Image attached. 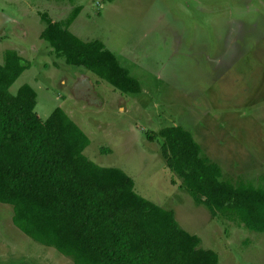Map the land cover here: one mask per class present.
<instances>
[{"label": "rangeland", "instance_id": "1", "mask_svg": "<svg viewBox=\"0 0 264 264\" xmlns=\"http://www.w3.org/2000/svg\"><path fill=\"white\" fill-rule=\"evenodd\" d=\"M75 5L80 9L68 29L83 40H101L137 79L139 91L120 92L50 51L28 54L30 64L9 90L52 58L63 62L66 70L51 78L41 73L36 114L44 118L62 107L89 138L83 153L121 168L137 193L171 208L198 245L217 252L218 264H264V231L212 216L194 202L165 166L156 134L179 124L200 154L218 163L220 178L264 185V0H0V60L13 40L28 48L35 38L45 44L38 37L39 12L64 19ZM61 70L68 82L60 86ZM10 215L11 206L0 202V264H73L25 235Z\"/></svg>", "mask_w": 264, "mask_h": 264}, {"label": "trees", "instance_id": "2", "mask_svg": "<svg viewBox=\"0 0 264 264\" xmlns=\"http://www.w3.org/2000/svg\"><path fill=\"white\" fill-rule=\"evenodd\" d=\"M79 9L75 5L57 20L39 12L38 36L64 63L83 67L120 92L137 93V79L101 40H83L68 29ZM25 67L13 48L3 50L0 202L11 206L13 225L73 264H218L217 252L198 245L199 237L178 224L171 208L137 193L121 168L83 153L89 138L62 107L40 118L31 85L9 90ZM156 134L165 166L194 202L212 216L264 231V185L220 178L218 163L201 155L199 143L179 124L163 125Z\"/></svg>", "mask_w": 264, "mask_h": 264}, {"label": "crops", "instance_id": "3", "mask_svg": "<svg viewBox=\"0 0 264 264\" xmlns=\"http://www.w3.org/2000/svg\"><path fill=\"white\" fill-rule=\"evenodd\" d=\"M43 26V25H42ZM42 28V27H41ZM40 28V29H41ZM1 32V31H0ZM27 33V31H22L20 32V35L19 36H25ZM18 35V34H17ZM39 37V36H38ZM40 38V37H39ZM42 39V38H41ZM43 42H45V44L43 43H40L38 42V40H36V38L34 39V41H31V45H30V48L26 47V46H23L21 42L19 41H11L12 44H14V50L22 56L23 58V61L25 62L26 64V67L30 64V59L28 58V54L30 55H33L36 56V57H43L42 54L44 53H47V54H51L50 52L51 51V46H49V44L44 40L42 39ZM39 46L42 47V50L39 49ZM5 49V47H3ZM2 48V49H3ZM3 49V50H4ZM50 51V52H49ZM60 57V56H59ZM2 61V59L0 60ZM63 62H57L55 58H52V60H50L49 62H46L43 64V67L40 69V71H38L36 73V75H31L30 80H26V81H23V82H26L28 83L29 85H31L33 87V89L35 90V104L34 106L37 104L38 100H37V92H36V88L38 87V85H40V82L41 81V73L43 72L44 75H49V78H51V76L56 72L58 71L59 69H65V67L62 65ZM25 67V68H26ZM77 67H81V66H77ZM83 68V67H82ZM66 70V69H65ZM75 72H77L76 70H73V72L71 74H74L75 75ZM60 75L58 76V80H57V83L61 86V83L62 81L66 78V82H68V79H67V76L68 74H65V72L63 70H61L60 72ZM67 73V71H66ZM78 74L80 72H77ZM82 75V74H81ZM38 76V77H37ZM72 79H74V77H72ZM98 82V81H97ZM111 85V84H110ZM42 87V86H41ZM70 91V90H69ZM66 92L68 93V91L66 90ZM103 90L100 88L99 86V92L98 94L101 96V94H103ZM131 94V93H130ZM70 98H72L71 96H68ZM105 99H106V95L104 96ZM102 98V96H101ZM34 109V108H33ZM35 111V110H34ZM36 112V111H35ZM62 259V258H61ZM64 260V258L62 259ZM66 260V258H65ZM69 263V262H68Z\"/></svg>", "mask_w": 264, "mask_h": 264}]
</instances>
